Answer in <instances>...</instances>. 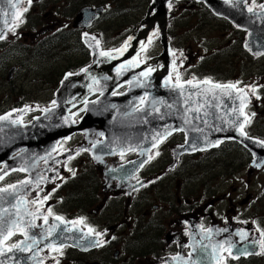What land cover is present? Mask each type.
<instances>
[{
  "label": "flooded vegetation",
  "instance_id": "af4514ba",
  "mask_svg": "<svg viewBox=\"0 0 264 264\" xmlns=\"http://www.w3.org/2000/svg\"><path fill=\"white\" fill-rule=\"evenodd\" d=\"M71 1L75 4L73 8L76 13L71 18L69 32L82 34V47L73 51V63L68 61L61 71L65 74L79 72L91 63V54L82 43L84 34L95 37L103 52L120 47L124 49L125 45L129 46V36L147 16V10H140L135 19L132 16L127 20L129 24H117L119 27L124 25L116 33L117 37H122V41L117 46L113 44V48L105 49L107 43L103 37L107 32L110 36L112 30L106 26L96 33L95 27L117 15L112 14L110 4L118 2L95 5L94 0H33L30 3L36 4L39 10L50 7L43 18L56 15L58 19H63V9H56L55 6H66ZM220 1L230 5L233 18L237 16L236 20L213 16L200 0H170L166 4L169 66L171 71L177 70L180 73L179 82L189 81V73L208 74L205 72L208 67L206 64L213 58V63L218 67L224 64L230 66L231 76L217 69L219 80L215 82L236 85L246 92L248 99L245 113L248 120L244 132L248 138L264 145V35L259 37L258 45L254 46L251 43L253 35L237 19H248V22L255 23V14H260L264 19V8L261 7L264 0ZM151 2L143 0L148 7ZM32 5H26L24 9L27 10L20 13V18L10 29L14 31H9L3 41L13 48L11 39L20 37L24 43L31 44L23 45L27 53L38 54L33 45L45 46L52 42L61 49L65 37L62 40L59 37V41L54 39L58 33L65 36L68 31L58 32L55 23L43 27L41 25L35 32L20 33L25 27L22 26L24 17L26 15L28 20ZM100 5L106 6L107 13L94 22L91 28L81 30L74 27V20L82 8H96ZM121 15L124 16V12ZM118 16L121 17L119 13ZM210 17L217 36L214 40L204 42L206 32L202 30V44L199 45L196 29L206 25ZM155 25V29L151 30L154 32L148 36L146 46L139 55L140 63L149 67L151 62L157 61L162 55L161 37L157 35V23ZM157 43L160 50L156 52V48H152ZM65 44L68 45V42ZM204 44V51L208 53L201 50ZM194 45H197L199 51L193 50ZM38 49L40 53L46 51L43 47ZM22 53L29 68L32 62H45L37 55L26 56L24 51ZM45 57L48 58V55ZM12 69L16 70L17 67ZM48 69L52 71L50 75L57 76L52 67ZM150 69L156 68L151 66ZM30 71L34 70L31 68ZM16 72L13 73V79ZM223 76H228V79ZM43 82H46L45 74ZM56 86L55 83L53 88ZM24 96L22 102L26 101ZM11 106L18 109L16 103ZM100 140L97 132L73 134L60 141L54 153L56 160L48 162L49 158L41 161L35 166L33 176L12 173L5 180L4 183H7L8 180L12 182L20 177L17 182L26 183L31 177L35 182L34 189H29L24 196L25 208L31 217L19 225L12 238L21 237L20 240L26 245L36 246L40 238L50 236L52 221L59 216L62 220L58 221L66 233L76 232V240L87 242L81 245V249L70 245L47 248L38 255V264H200L196 257H200L204 250L213 253L212 264H264V163L260 167H252L253 156L237 142H224L209 151L178 155L184 143V135L176 133L147 152L145 163L120 181L119 178H110L106 173L132 163L143 155L138 151L123 156L115 154L97 164L92 158L91 147ZM232 153L235 155L232 156ZM219 157L223 162L216 165L213 162L208 170L206 164ZM228 157L229 160H224ZM235 160L241 163L240 174H228ZM218 166L225 174H218ZM4 186L0 185V189H4ZM45 196L48 198L44 199ZM48 209L52 210L51 215ZM45 216L48 217L47 223L44 221ZM208 231H213L210 235H215L211 239L212 251L206 248ZM58 235L66 237L61 233Z\"/></svg>",
  "mask_w": 264,
  "mask_h": 264
},
{
  "label": "water",
  "instance_id": "95a60500",
  "mask_svg": "<svg viewBox=\"0 0 264 264\" xmlns=\"http://www.w3.org/2000/svg\"><path fill=\"white\" fill-rule=\"evenodd\" d=\"M21 1L0 0V34L3 37L17 17L16 7L13 8L12 4L18 6ZM169 1L152 0L148 15L141 23L146 28H137L129 39V48H124L122 53L117 50L103 52L94 37L83 36L82 41L91 54V65L76 75L63 77L55 92V107L43 110L42 115L27 124L16 123L20 116L12 113L2 116L7 119H0V166L3 165L0 181L13 172L33 176L40 159L52 157L59 142L77 132H97L101 137L102 140L91 147L92 158L97 164L115 154L142 153L141 158L106 173L120 181L145 163L147 152L176 133H182L185 138L178 155L208 151L221 143L235 141L253 155L254 166L264 163V146L240 134V125L245 126L247 121L243 114L248 99L245 91L214 88L213 85L218 84L203 82L192 85L180 83L183 87L177 88L170 79L166 80L169 76V55L165 33L161 37L163 52L159 58L163 68L150 72L147 66L137 62V55L143 47L141 39L147 38L155 22L164 21L165 27L166 4ZM200 1L213 15L229 21L236 20L237 16L233 18L232 9L226 2ZM105 11V7L82 8L74 20V27L88 29ZM237 19L253 35L251 43L257 46L259 37L264 35L263 17L255 14V23ZM13 71H9V77ZM124 87H127L125 93L115 94ZM94 96L97 98L90 100ZM80 113L84 114L76 124L73 119ZM229 115L232 119H228ZM41 149L44 150L38 153ZM18 152L20 154L14 157ZM34 183L30 177L26 183L14 185L6 192L0 191V264H38V255L46 248L70 245L81 249L87 244L76 240V232L66 233L60 221L54 219L50 236L40 238L36 246H28L23 241L13 248H2L19 225L31 217L25 208L24 196L29 189H34ZM55 232L66 237L58 240ZM211 233L213 231L206 233L207 239L212 238ZM206 247L212 250L213 244L207 240ZM196 261L212 264L210 251H204L201 259L198 255Z\"/></svg>",
  "mask_w": 264,
  "mask_h": 264
},
{
  "label": "rangeland",
  "instance_id": "374dc122",
  "mask_svg": "<svg viewBox=\"0 0 264 264\" xmlns=\"http://www.w3.org/2000/svg\"><path fill=\"white\" fill-rule=\"evenodd\" d=\"M33 0H31L32 2ZM51 1V0H49ZM75 1V0H74ZM85 1V0H84ZM88 1V0H87ZM90 1V0H89ZM101 1V0H100ZM114 2H118V4L120 5L121 8H133L132 10H130L129 12H125V11H120L117 12V5L114 3H111L110 6L112 8V14L116 13L117 15H115L114 17L111 18V20H105L104 22H102L99 26L95 27L96 29V33H99V31L102 30V28L104 29L106 26H109L110 29L112 31H110L112 34H109L110 36H108V32L104 35L103 39L106 40L107 46L105 47V49H110L113 48V44L114 45H119L120 42L122 41V37H117L116 33L118 30L122 29L124 27L125 24H127V22L130 23L129 20L130 18H132V16L135 19L136 16L140 13V10L142 11H146L147 10V5L145 6V4L143 3V0H113ZM110 2V0H107V3ZM30 4L29 0H26V5ZM106 4V3H105ZM32 9L28 15L27 18L31 17L28 20V24L26 25V28L23 27V32L20 33H30V32H35L37 31L40 26H47V25H51V23H55V26H57L58 28V32L65 30L68 31L66 33V35L64 36L66 38V41L68 42V45H65L64 48L61 49H57L56 52H52L51 55V59H48L47 57H44L43 60L45 61L44 63H40V62H32L31 67L29 68L27 66V64H23V65H19V62L12 59V57H10L9 59H6L7 61L1 66L0 65V117L3 116L4 114H6L7 112H11V111H15L17 114H19L20 111L22 116H21V121L23 122H29L34 116H38L43 109H47L50 108L52 106L53 100H54V92H55V88H53L55 86V83L58 84L59 82V76H53L50 75L52 73V71H50L48 68L52 67L54 69V72L57 74L58 72L61 73V71H63L65 69V65L67 64L68 61L73 63V59L74 57V52L76 49L78 51V49L80 47H82L81 45V35L79 32H74V33H70L69 31L71 30V25H72V21L71 18H73V15H75L76 11L75 8H73V6H75V4H73V1L68 2L65 6V4H61L59 6H55L56 9H63L65 16H63V14H61L63 19H58L56 17V15H49V17L47 18H43L44 15L48 12L50 7H45L43 9H38L37 5H32ZM40 6H44V5H40ZM145 6V7H144ZM24 7V6H23ZM21 7V8H23ZM145 8V9H144ZM36 9V10H35ZM144 9V10H143ZM124 12V16L121 15V13ZM118 13L120 14L121 17L118 16ZM58 15V14H57ZM34 17V18H32ZM22 20V17H21ZM209 20V21H208ZM122 21L124 22V25L122 26H118L117 24H121ZM128 23V24H129ZM22 26H25L24 24ZM202 26H204L203 28H201ZM201 27L197 28L196 31L198 33L197 35V42H200L199 45L202 44L200 38L202 35V30H204L206 32V34L204 35V42H207V40H214L215 37L217 35H215V29H214V22L211 21V17L207 19L206 21V25H202ZM190 29L193 30V26L190 27ZM10 31H14V30H10ZM63 32V31H62ZM34 34V33H33ZM156 35V34H154ZM20 36V35H19ZM53 35L49 36L48 38H51ZM152 38V37H151ZM154 39V38H152ZM11 43L14 46L17 45H27L30 46L31 44L29 43H24V40H22L20 37L16 38V40L11 39ZM6 45V43H5ZM179 41H178V46H179ZM34 47V45L32 46ZM156 48V49H155ZM194 51H199L197 45L192 46ZM205 48V44L203 45V47L201 48L203 53H208L204 51ZM157 52L160 50V46L157 43L152 50H154ZM210 52V51H209ZM67 57V58H65ZM78 57L80 58L81 55L78 53ZM19 58H21L24 62V56H20ZM215 61V58H213L211 61L208 62V64H206L207 66H211L214 67L218 70H220L221 72H225L227 74H232V70L230 68V66L224 64L222 67H218L215 63H213ZM31 63V61H29ZM74 66H76V64H72ZM17 67V72L14 76V79L12 78L10 81H7V73L8 70L11 67ZM69 67V66H68ZM31 68L34 71H30ZM196 72L193 73H189L188 77L190 78V80L192 81H196L198 79H200L199 77H197L199 74H194ZM44 74L46 75V82L42 83ZM178 74H180L178 72ZM43 86V87H42ZM14 87V90H12V93H10V89ZM23 93L24 99H26V101H23V104H20L21 107H19L18 109L13 108L11 105L22 101V98L20 97V95L16 96L14 95V93L19 92ZM40 91V93H39ZM40 95V97H38ZM5 96H7V105L5 103ZM49 96V98H48ZM11 97V98H10ZM40 98V100H39ZM42 100V101H41ZM44 100V101H43ZM235 153H232V156H234ZM51 159L47 160L48 162L57 158L56 155H54V157H50ZM230 157L225 158L224 160H229ZM213 162L214 164H218L222 161V158H215L212 159L211 161H209L206 164V168L208 170L211 169V167L213 166ZM233 168H231V170L229 171L228 174H232V173H239V171H241L242 166L241 163L237 162L236 160L232 162ZM1 168V166H0ZM216 170L218 171V174L220 173H224L222 171V169L219 168V166L216 168ZM199 171H200V167H199ZM225 174V173H224ZM20 177L15 179L14 181H10L8 180V182L5 184L4 189H9V184H13L17 181H19ZM18 183V182H17ZM3 186V185H2ZM21 237L19 238H12L11 241L9 243H6L4 245V249H9L11 247H15L18 244H20L22 242V240H20ZM23 239V238H22ZM42 254V252H40Z\"/></svg>",
  "mask_w": 264,
  "mask_h": 264
},
{
  "label": "trees",
  "instance_id": "16d2710c",
  "mask_svg": "<svg viewBox=\"0 0 264 264\" xmlns=\"http://www.w3.org/2000/svg\"><path fill=\"white\" fill-rule=\"evenodd\" d=\"M110 1H113V0H110ZM104 3H107V0H94V4H104ZM117 5V12H120V11H125V12H129L130 10H132L133 8H130V7H126V8H121L119 4H116ZM31 17L28 18V20L30 19ZM34 18V17H33ZM26 20V15L24 17V24H25V27L27 25V21ZM124 23V22H122ZM128 24V23H127ZM15 32H20V30H16ZM59 37L61 38H64V35H61L60 33H58V37H56L54 40H58ZM64 40V43H63V46L61 48H64L65 47V43L67 42L66 41V38L63 39ZM59 41V40H58ZM6 41H3L2 44H0V65L2 66L7 60L6 59H9L10 57H12V59L16 60L19 62V65H23L25 62L19 58L20 56H24V54L22 53V51L25 52L26 56H31V55H37L41 58H44L45 56L48 55V59H51V55H52V52H56V50L60 47L58 45L55 44V42H52L51 44H46L45 46L41 45V46H38V47H43L46 49V51L40 53L39 52V49L41 50V48L38 49V47H33V48H37L36 49V53L34 52H26L23 45H17V46H14L13 48L11 47H8L7 45H5ZM205 72H209L208 74H199L197 77H199L200 79H203V78H209V79H213V80H219L217 78V69L214 68V67H211V66H208L206 71ZM224 75V74H222ZM57 76H60L59 72L57 73ZM207 76V77H205ZM225 79H228V76H223ZM12 90H14V87H12L10 89V93H12ZM14 95L18 96L20 95V97H23V93H20V90L19 92L17 93H14ZM5 103L7 105V96H5ZM11 98V97H10ZM20 104H23L22 101H19L16 103L17 107H20Z\"/></svg>",
  "mask_w": 264,
  "mask_h": 264
},
{
  "label": "bare ground",
  "instance_id": "6f19581e",
  "mask_svg": "<svg viewBox=\"0 0 264 264\" xmlns=\"http://www.w3.org/2000/svg\"><path fill=\"white\" fill-rule=\"evenodd\" d=\"M150 7V6H149ZM149 7H148V9H149ZM148 9H147V15H148ZM16 20H17V17H16V19L14 20V22H12L11 23V26L8 28V32L10 31V29L13 27V25H14V23L16 22ZM97 20H99V18L97 19ZM96 20V21H97ZM96 21H94V22H96ZM93 22V23H94ZM93 23H92V25H93ZM92 25H91V27H92ZM157 25H158V32H157V35L158 36H160V37H162L163 35H164V33H165V36H166V24H165V27H164V21H159V22H157ZM90 27V28H91ZM85 35H88L87 33L86 34H84L83 36H85ZM83 36H82V38H83ZM89 36H91V35H89ZM150 36V35H149ZM95 38V37H94ZM96 39V38H95ZM150 39V38H149ZM97 40V39H96ZM147 40H148V36H147V38L146 39H144V38H142L141 39V41H140V45L141 46H143L142 48H141V50L139 51V53H138V55H137V59L139 60V55H140V52L145 48V46H146V42H147ZM1 42V41H0ZM98 42V41H97ZM82 43H83V41H82ZM168 43V42H167ZM84 44V43H83ZM84 46L86 47V45L84 44ZM87 48V47H86ZM88 49V48H87ZM89 50V49H88ZM90 52V51H89ZM169 55V54H168ZM160 59H157V61H159ZM157 61H154V62H151V64H153V63H155V62H157ZM90 62H91V59H90ZM90 65H91V63H90ZM170 65V55H169V64H168V66ZM16 67V66H15ZM13 73L14 72H12V74H11V77H9L8 76V74H9V71H8V73H7V78L9 77L10 79H12L13 78ZM185 83H187V80L186 81H184ZM196 82H202V79H198V80H196V81H193V83H196ZM101 95V94H100ZM97 98V96H94V97H92L90 100H95ZM54 100H55V93H54ZM53 100V101H54ZM53 107H55V105H54V103H52V106L50 107V108H53ZM19 108V107H18ZM50 108H47V109H50ZM46 108L45 109H43V110H47ZM42 110V111H43ZM21 112H23V111H20L19 112V114H17L15 111H11V112H8L7 114H14V115H16V116H20V120H16V123H20V124H27V123H30L32 120H33V118L34 117H39L40 115H42V112L38 115V116H34L29 122H23V121H21V116H22V114H21ZM4 116V115H3ZM2 117V116H1ZM228 119H232V117L229 115L228 116ZM231 123V122H230ZM223 143H221L220 145H222ZM161 145V144H160ZM219 145V146H220ZM263 145V144H262ZM219 146H217L216 148H218ZM264 146V145H263ZM216 148H213V149H216ZM155 149V148H154ZM44 149H41V150H39L38 151V153H40L41 151H43ZM212 150V149H211ZM209 151V150H208ZM37 152V151H36ZM199 152V151H198ZM46 153V152H45ZM44 153V154H45ZM142 154V153H141ZM46 159H49V158H46ZM40 161H42V159H40ZM3 166V165H2ZM2 166H1V168H2ZM55 237L58 239V240H62V239H64L63 237H60L56 232H55ZM4 245L5 244H3L2 245V248H4ZM47 249V248H46Z\"/></svg>",
  "mask_w": 264,
  "mask_h": 264
},
{
  "label": "snow or ice",
  "instance_id": "6c2138e0",
  "mask_svg": "<svg viewBox=\"0 0 264 264\" xmlns=\"http://www.w3.org/2000/svg\"><path fill=\"white\" fill-rule=\"evenodd\" d=\"M10 2H11V0H10ZM30 2H31V0H29V3H30ZM12 7L15 8V7H17V5L13 3V4H12ZM261 7L264 8V5H261ZM24 10L26 11L27 9H24ZM249 11H252V9L249 8ZM16 15H17V18H18V19H19L20 16H21V14H20L19 12H18ZM3 38H4L3 35L0 34V39H3ZM126 47H127V45H125V49H126ZM125 49H121V50H117V51L122 53V51L125 50ZM101 55H108V53H101ZM203 83H204V84H209V83H211V82L205 80V81H203ZM187 84L192 85V84H193V81H192V80H189V81H187ZM175 86H176L177 88H182V87H183V86L179 83V76H177V83H176ZM213 87H214V88L230 89V88H235L236 85H232V84H230V85H213ZM240 91H242V90H240ZM253 91H254V90H253ZM0 119H7V117H0ZM243 127H244V125L241 124V125H240V134H241V135H246V133L243 132ZM154 146H156V145H154ZM150 158H151V157H150ZM10 187L14 188L15 186H14V185H10ZM0 191H5V192H6L7 189H3V190H0ZM47 198H48L47 196L44 197V199H47ZM33 203H36V201H33ZM48 214H49V215L52 214V210H51V209H48ZM55 219H57V220H62V217L57 216V217H55ZM47 220H48V217L45 216V217H44V221H45V223H47ZM89 231L91 232V231H93V230H92V229H89ZM50 234H51V232H50ZM97 235H100V234L97 233ZM262 236H264V233H262ZM55 250H56V251H59V249H55Z\"/></svg>",
  "mask_w": 264,
  "mask_h": 264
}]
</instances>
